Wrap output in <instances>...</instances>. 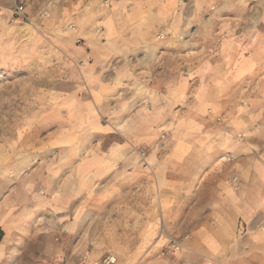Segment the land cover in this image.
I'll return each mask as SVG.
<instances>
[{
    "label": "rangeland",
    "instance_id": "1",
    "mask_svg": "<svg viewBox=\"0 0 264 264\" xmlns=\"http://www.w3.org/2000/svg\"><path fill=\"white\" fill-rule=\"evenodd\" d=\"M85 5L70 14L44 9L40 20L0 7V264H71L109 252L121 261L141 246L143 190L167 161L174 129L155 126L148 146L128 142L125 112L111 110L123 91L99 96L105 66L147 54L176 61L193 73L191 99L221 91L218 122L264 104V0ZM113 41L120 56L100 66L102 43ZM211 125L198 111L191 129L205 134ZM121 150L137 159H116Z\"/></svg>",
    "mask_w": 264,
    "mask_h": 264
},
{
    "label": "crops",
    "instance_id": "2",
    "mask_svg": "<svg viewBox=\"0 0 264 264\" xmlns=\"http://www.w3.org/2000/svg\"><path fill=\"white\" fill-rule=\"evenodd\" d=\"M16 1L38 20L44 9L70 14L86 6L85 0H0V7L14 12ZM112 32L108 25L107 36ZM102 44L100 66L121 53L116 41ZM124 45L127 56L133 45ZM153 58L136 57L116 70L105 66L97 76L104 79L98 84L101 99L123 91L111 110L125 112L133 130L128 142L148 146L155 142V126L174 129L167 161L158 164L157 180L143 190L148 208L141 246L118 264H264V104L252 111L237 108L215 121L221 91L204 89L191 99V70ZM198 111L211 116L210 132L191 129ZM120 156L137 159L131 151L115 158ZM172 238L179 240L178 249L167 247Z\"/></svg>",
    "mask_w": 264,
    "mask_h": 264
},
{
    "label": "built area",
    "instance_id": "3",
    "mask_svg": "<svg viewBox=\"0 0 264 264\" xmlns=\"http://www.w3.org/2000/svg\"><path fill=\"white\" fill-rule=\"evenodd\" d=\"M13 14H15L16 16H20L23 19H29L28 13L26 12L23 3H17L15 5ZM233 180L236 182L237 178H234ZM171 244L173 249H178L181 246L179 240L175 238H172ZM59 263L67 264L64 261H60ZM71 264H118V257L115 254L109 253L100 259L90 260L86 255H84L82 258Z\"/></svg>",
    "mask_w": 264,
    "mask_h": 264
},
{
    "label": "trees",
    "instance_id": "4",
    "mask_svg": "<svg viewBox=\"0 0 264 264\" xmlns=\"http://www.w3.org/2000/svg\"><path fill=\"white\" fill-rule=\"evenodd\" d=\"M3 231H2V229H0V241H1V239H2V237H3Z\"/></svg>",
    "mask_w": 264,
    "mask_h": 264
}]
</instances>
